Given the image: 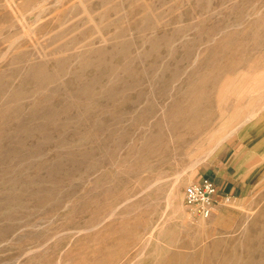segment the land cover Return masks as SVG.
Returning <instances> with one entry per match:
<instances>
[{
	"label": "rangeland",
	"instance_id": "rangeland-1",
	"mask_svg": "<svg viewBox=\"0 0 264 264\" xmlns=\"http://www.w3.org/2000/svg\"><path fill=\"white\" fill-rule=\"evenodd\" d=\"M220 263L264 264V0H0V264Z\"/></svg>",
	"mask_w": 264,
	"mask_h": 264
},
{
	"label": "built area",
	"instance_id": "built-area-1",
	"mask_svg": "<svg viewBox=\"0 0 264 264\" xmlns=\"http://www.w3.org/2000/svg\"><path fill=\"white\" fill-rule=\"evenodd\" d=\"M218 201V187L210 177H202L185 186L184 202L193 214L209 217Z\"/></svg>",
	"mask_w": 264,
	"mask_h": 264
},
{
	"label": "crops",
	"instance_id": "crops-1",
	"mask_svg": "<svg viewBox=\"0 0 264 264\" xmlns=\"http://www.w3.org/2000/svg\"><path fill=\"white\" fill-rule=\"evenodd\" d=\"M215 182L217 183V187L219 190L218 196L224 195L222 191L226 190L227 187L230 186V192H233L235 185L233 184L232 180L229 177L226 178L225 175H217L214 177Z\"/></svg>",
	"mask_w": 264,
	"mask_h": 264
},
{
	"label": "bare ground",
	"instance_id": "bare-ground-1",
	"mask_svg": "<svg viewBox=\"0 0 264 264\" xmlns=\"http://www.w3.org/2000/svg\"><path fill=\"white\" fill-rule=\"evenodd\" d=\"M85 6V5H84ZM248 233V232H247ZM261 233V232H260ZM246 248V247H245ZM221 264V263H220Z\"/></svg>",
	"mask_w": 264,
	"mask_h": 264
}]
</instances>
